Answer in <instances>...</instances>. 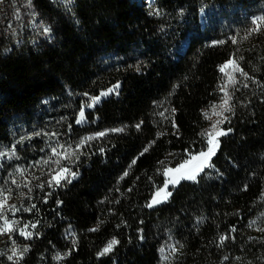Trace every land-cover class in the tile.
Wrapping results in <instances>:
<instances>
[{
	"label": "trees",
	"instance_id": "1",
	"mask_svg": "<svg viewBox=\"0 0 264 264\" xmlns=\"http://www.w3.org/2000/svg\"><path fill=\"white\" fill-rule=\"evenodd\" d=\"M8 1L0 196L15 223L0 264H264V27L249 16L260 2ZM229 59L240 79L211 166L154 200L164 169L207 152ZM60 168L77 175L49 186Z\"/></svg>",
	"mask_w": 264,
	"mask_h": 264
},
{
	"label": "snow or ice",
	"instance_id": "2",
	"mask_svg": "<svg viewBox=\"0 0 264 264\" xmlns=\"http://www.w3.org/2000/svg\"><path fill=\"white\" fill-rule=\"evenodd\" d=\"M260 22H264V17H259V18H253L252 19V24L256 26L255 30H259V23ZM49 29L48 28H45V32H48ZM235 42V41H234ZM213 43H223V41H214ZM228 65H233V68L234 70L236 71H241V69H239V67L237 65L234 64V62L229 59L228 61L225 62V64L221 65L220 66V71L221 72H224L225 69L228 67ZM108 91H112V89H109ZM105 93H102V95H104ZM86 95V94H85ZM100 97H92V100L93 101H97L99 100ZM88 107H92L91 104L88 105ZM215 108V106H213ZM221 109H222V112H228V111H231V107L228 106V100L227 99H224L222 104H221ZM222 112L220 114H222ZM81 117H83L84 115V110L83 108L81 109V113H80ZM225 119H227L225 117ZM80 120L77 121V123H79ZM223 121H219L217 123H222ZM137 127H139V125H137ZM217 127V124L216 123H213L211 125V128L212 129H216ZM112 131H120V129H113ZM228 131H231V129H228ZM225 132L224 130H219V131H202V135L206 136L207 137V144H208V149H207V152H201L198 154V156H194L192 159L194 161H197L192 167L188 168L186 171H183L181 172V169H184L186 165L189 164V161H184L183 164L181 165H178L176 169H164V176H165V179H164V186L163 188H159L157 190V193L154 194V197L153 199L155 200L156 196L159 195L161 192H164L165 191V188L167 187V185L169 183H172V184H175L177 182L176 178H173L172 180H169V173L170 172H180V174L183 176V178L185 179H188V180H196L197 178V173L202 171L204 167L206 166H211L210 164H208V161L210 160L211 156L214 155L215 153V150L218 146V143L219 141L215 138L216 136H220V135H224ZM96 135L98 136H102L104 135V133H97ZM84 143V140L82 139L81 140V144ZM77 147H79V145H77ZM53 151L55 152V149H53ZM145 151H147V148H145ZM4 155V153L0 152V156ZM135 161H133L134 163ZM61 173H69L70 175L72 176H75L77 175V173L75 172H72L70 169H67V168H60L57 173L55 175H53L51 177V180L49 181V186H52V181L54 180L56 185H59L61 180H65L66 179V176L65 175H62ZM15 182V181H14ZM166 195H170V193H166ZM6 200H0V209L3 208L4 204H5ZM159 202V201H157ZM59 203V202H58ZM149 207H151L152 205L149 204L148 205ZM15 207L12 206V211L15 212ZM29 209H25V211H28ZM0 221H3V225L0 226V233H3L5 231H11L12 230V227H13V224L15 223L14 221H10L8 220L2 212H0ZM25 228L27 227V225L24 226ZM32 227L34 228L35 225L33 224ZM91 230H94V229H90ZM20 235L23 236L25 239H28L31 237V233L30 232H26L24 230V228H21L20 229ZM11 239V237H10ZM220 239L223 241L225 239V237L221 236ZM118 243V241L113 238L112 240H110L103 249L100 250V252L97 253V256H101L109 251H111L112 247ZM28 251V245H25L24 246V249L22 252H19L17 253V249L16 248H13L12 249V252H13V255H17L18 256V259H22L23 256H24V253H26ZM173 251H175V249H173ZM13 255H9L7 258L9 261H12L13 260ZM56 258H59V254H57V257Z\"/></svg>",
	"mask_w": 264,
	"mask_h": 264
},
{
	"label": "rangeland",
	"instance_id": "3",
	"mask_svg": "<svg viewBox=\"0 0 264 264\" xmlns=\"http://www.w3.org/2000/svg\"><path fill=\"white\" fill-rule=\"evenodd\" d=\"M256 1L260 2V4H259L258 8H256V10H255L256 14L255 15L254 14L249 15L251 17V19H253L254 17L255 18L264 17V0H256ZM24 6H26V4H24ZM15 12L16 11L13 10V7L10 8V3H9L8 0H0V31L3 29L4 25L8 24L7 21L10 18V16L12 18L13 17L15 18V15H16ZM253 26L256 28L255 25H253ZM262 27H264V22H260L259 23V28H262ZM232 61L234 62L235 65H237V63L234 60H232ZM221 73L223 75V80H224V84H223V88H222L223 98H222L221 101H219L218 103H216V104H214V105H212L210 107L209 112H208V126H207L206 131L215 132V131L221 130V124L222 123H217V122L223 121L225 119V117H226V114H227V112H222L221 104H222L224 99H227L228 100V106H229V102H230L229 101V95H231V91H233L236 88V85H237V83L239 82V79H240V71L234 70L233 65H228V67L225 69V71L221 72ZM105 95H106V93L104 95H102V97H105ZM213 106H215V108ZM221 112H222V114H220ZM79 120H80V123H82L84 121V118L80 117ZM213 123L217 124V127H216L215 130L211 128V125ZM217 137L218 136H216L215 138L217 139ZM3 153H4V155H6L8 157L11 155L9 151H3ZM193 157L194 156H191V157H189L188 159L185 160V161H189V164L186 165L184 169H181V172L186 171L188 168L192 167L197 162V161H194L192 159ZM2 161H3V158L0 156V163ZM183 163H181V164H183ZM176 168H174V169H176ZM167 169H170V168H167ZM57 171L53 175H55L57 173ZM61 174L66 176V179L65 180H61V182H63V181H71L72 179H74L76 177V176L70 175L69 173H61ZM163 176H164V172H163ZM168 178H169V180H172L173 178H176V180L178 182L179 180H181L183 178V176L180 174V172H170ZM164 179H165V176H164ZM52 182L55 183L54 180ZM175 184L169 183L167 185V187L165 188V191L161 192L156 197H161L162 193H165L166 190L170 186H173ZM163 187H165V186H163ZM0 200H5V199H3V197L0 196ZM6 206H7V203L5 202L3 208L0 209V212H2L4 216L7 213ZM2 223H4V222H2ZM25 229L24 230L26 232H29V230L27 228H25ZM12 230H13V227H12ZM19 234H20V230H19ZM113 247H112V249H113ZM112 249H111V251H112ZM111 251H109V252H111ZM109 252H107V253H105L103 255H106Z\"/></svg>",
	"mask_w": 264,
	"mask_h": 264
}]
</instances>
